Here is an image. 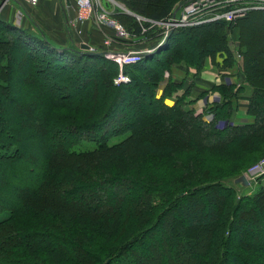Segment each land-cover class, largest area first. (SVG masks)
Here are the masks:
<instances>
[{"label": "trees", "instance_id": "1", "mask_svg": "<svg viewBox=\"0 0 264 264\" xmlns=\"http://www.w3.org/2000/svg\"><path fill=\"white\" fill-rule=\"evenodd\" d=\"M118 1L137 16L166 21L182 0ZM112 15L129 22L123 25L130 41L150 43L143 49L161 44L148 20ZM252 19L256 24L247 23ZM258 22L262 9L234 23L176 28L160 50L123 66L129 82L115 85L119 67L112 59L0 18V264H264V186L233 182L264 155V60L245 44L252 89L243 122L229 123L242 89L232 83L211 88L222 99L207 109L209 121L190 107L206 91L187 100L207 57L223 53L216 45L225 41V62L231 61L225 30L248 24L244 39L250 40ZM202 27H216L220 40L199 48L189 32ZM82 30L71 33L90 44V31ZM172 63L196 73L182 94L175 93L183 81L169 79L157 97ZM143 64L149 66L137 72ZM15 69H25L20 97ZM165 98L176 101L168 106ZM124 132L129 135L108 144ZM83 141L97 146L73 149ZM178 223L198 229L196 240L181 244Z\"/></svg>", "mask_w": 264, "mask_h": 264}, {"label": "rangeland", "instance_id": "2", "mask_svg": "<svg viewBox=\"0 0 264 264\" xmlns=\"http://www.w3.org/2000/svg\"><path fill=\"white\" fill-rule=\"evenodd\" d=\"M15 1V0H13ZM69 3V5H67V2ZM104 1V0H103ZM184 0L180 1L183 2ZM58 4L56 5V7H52L50 10H47L46 8H38V9H33V10H29L27 16L25 17H18V15H16L14 12L10 13V10H8V18H4V20L11 22L12 24L14 23L17 26L26 28L32 32H34L35 34L39 35V32H44L46 33L49 37H51V40L55 41L54 37L52 36V33L56 36V35H63L66 36V39H68L69 36V32L70 28H69V20L72 17L71 15L74 14V2H72V0H57ZM180 2H175L173 7L170 9L171 14H170V18L171 15L173 14V10L174 8H176V6L180 3ZM105 5H110V7L108 6L109 9H111L112 11L115 12H126V13H132L130 12L128 9H126L123 4H121L118 0H111V1H104L103 2ZM177 3V4H176ZM55 4V3H54ZM53 4V5H54ZM58 6V7H57ZM114 9V10H113ZM0 18L3 20V18L0 16ZM145 18V17H144ZM119 20V19H118ZM239 20V19H238ZM122 25L124 23V25L126 24L127 26H129V22L127 23L126 21H122L119 20ZM237 20H235L234 22H236ZM233 22V23H234ZM257 21H255L254 19H252L251 21L247 22V23H254L256 24ZM259 24V22L257 23ZM123 25V26H124ZM91 26H93L91 24ZM125 27V26H124ZM157 29H158V33L162 36H164L163 33V29H161V27L159 25H156ZM248 24L244 23V26L241 27H235V28H230L225 30V34H226V43H228V46L230 44V46L232 47V58L231 61L229 63L225 62V59L227 58V54L225 53V49L223 48L225 46V41H224V45H216V49L220 50L221 55L220 54H216L214 61H212L213 59L211 57H207L206 61L208 64H211L210 66L212 67L211 70L215 71H219V74L223 73V82H226L227 84H234L236 85V88L239 86L242 87L241 91L245 90V88L252 89V87L250 86V84L248 83V81L246 80V74H245V67H244V56H243V51L246 49L245 44H248V46H252L253 50H254V56L258 55L259 58H262V60H264V48L262 49L261 53L258 54V50H260L262 47H264V22L261 24H259L256 28V32L253 35V39L247 40L244 39L245 35H246V31ZM126 28V27H125ZM178 28H184V27H178ZM216 27L212 28V27H202L200 29H194L192 31L189 32V35L191 36V38L193 40H195V44H197L200 47H206V46H210L214 41L217 43L219 39V36L221 35L220 31H216L215 29ZM156 29V30H157ZM128 30V29H127ZM111 33H106L103 34L102 37H104L105 35H108ZM101 37V39H102ZM80 40V38H78ZM100 39V40H101ZM224 39V38H223ZM225 40V39H224ZM248 43H247V41ZM129 41V42H128ZM128 43H125L126 46H128L129 44L134 46L136 50H142L141 48L148 46L150 43H145V42H138V44L133 43V41L128 40ZM160 41V40H159ZM78 43V40L76 41ZM93 46V45H92ZM260 48V49H258ZM114 49V48H111ZM155 50V49H154ZM13 58H15V60H18L19 57L16 53L13 54ZM111 59V58H110ZM215 62H218L219 65H217V68H215ZM230 65V66H227ZM145 66H149V65H145L143 64L141 67H138L137 72H143V68ZM208 65L206 64L205 67H207ZM204 67V68H205ZM203 68V69H204ZM185 69V70H184ZM194 69V68H193ZM188 70L191 74L196 73V69L194 70ZM23 72H25V69L22 70ZM23 72H21L20 70L15 69L14 73L12 74L13 76V84H14V94L16 93L17 97H20L22 95L19 94L18 90H17V85L19 83H21V81L23 80V78L25 77V75L23 74ZM261 75L264 76V66L260 71ZM220 76V75H219ZM221 77V76H220ZM228 78L229 81L228 82ZM115 79V78H114ZM171 81H175L177 83H180L183 81V86L178 87L176 90L175 94H182L183 92H185L188 88V82L191 81V77L187 78V69H186V64L183 63H172V65H170L169 71H165L164 73V79L159 83V87L157 88V97H159V95H161L166 87V83L168 80ZM222 81V79H221ZM114 83V81H113ZM115 84V83H114ZM219 84V83H218ZM39 86L41 85V82H39ZM86 88V87H85ZM84 90V89H83ZM30 92V91H29ZM213 92H218L217 90ZM32 94H34V91L31 92ZM173 94V95H175ZM197 94L193 93L192 91L190 92V94H188L187 100L194 98L196 99ZM175 98V97H174ZM213 98V97H212ZM249 98L248 97L247 103H246V112L245 114L242 116L243 119L242 120H238L235 119V121L233 122V120L231 119L229 121L230 124L232 123H240L243 122L246 117H249L247 114V107L249 104ZM30 96L28 97V95H25L23 97H21V101L23 104H27L28 101H30ZM214 99V98H213ZM216 99H214V102ZM175 99H171V98H165V104L168 106H172L175 103ZM202 97H200L199 99H197L196 101H193L190 104V107L194 110V112L198 115V114H204L203 115V119L204 120H211L213 118V114L209 111H207V109L214 103H211L210 105H207L206 107L202 108V110L200 112H197L196 109H194L191 105L196 104L198 102L201 103L202 105ZM238 103V101H237ZM206 105V104H205ZM204 105V106H205ZM199 109V108H198ZM212 114V116H210V114ZM233 113V112H232ZM142 115H144L143 113H141ZM35 116H37V114H35ZM232 116V115H231ZM18 119H23L21 118L19 115L16 116ZM34 119V118H33ZM31 118V122L30 125L32 124V122L34 123L36 121L33 120ZM144 121V120H143ZM145 125H148L150 123L149 120H145ZM227 122L223 121V124H226ZM219 125H222V122L218 121ZM141 127V126H140ZM192 134V131H187L185 135L187 137H189V135ZM127 135H129V132H124L121 134H117L114 137H112V139H110L108 141V144H113L118 142L119 140L127 137ZM193 135V134H192ZM44 145V144H43ZM97 145L94 142H87V141H83L78 143L73 149L75 150H89L92 148H95ZM264 156V155H263ZM262 157V156H261ZM260 158H257V160L250 162L245 168V172L248 170L249 166L252 165L253 163H255L256 161H258ZM244 172V173H245ZM259 180V178L257 179ZM258 186V181L255 182L254 188ZM203 205V204H202ZM177 228H179L178 232H177V236H179V242L182 243H190L193 242V240H196V234L198 233V229H189L187 230L185 227H183V225H181V223H178L176 225ZM207 233H205L204 231L200 232V235H202V238L206 236ZM251 234H249L248 236H250ZM257 263H260V260L257 261ZM157 264H164L161 261H158Z\"/></svg>", "mask_w": 264, "mask_h": 264}, {"label": "built area", "instance_id": "3", "mask_svg": "<svg viewBox=\"0 0 264 264\" xmlns=\"http://www.w3.org/2000/svg\"><path fill=\"white\" fill-rule=\"evenodd\" d=\"M7 1V0H6ZM24 4L31 7L39 5V0H22ZM111 1V0H104ZM103 0H74V14L71 15L68 24L70 31L82 34L86 23H91L95 28L109 29L111 34L105 35L101 44L110 54L107 56L118 64L119 74L115 77L114 83L129 82V76L122 72L125 65L137 63L142 59L144 52H152L154 48L142 50L129 49L128 51H118L114 45L123 44L129 40V31L122 23L112 15ZM264 10V0H184L177 10L175 16L171 15L166 21H153L144 17L136 16L138 20H148L152 25H159L163 29L164 36L160 39L162 43L165 36L172 29L185 26H196L201 23L214 21L234 22L241 19L251 11ZM18 17L22 14L16 13ZM145 30V28L143 29ZM130 45V44H129ZM92 48V47H91ZM114 48V49H111ZM95 51V48H92ZM245 174L247 181L252 183L264 175V156L249 166Z\"/></svg>", "mask_w": 264, "mask_h": 264}, {"label": "crops", "instance_id": "4", "mask_svg": "<svg viewBox=\"0 0 264 264\" xmlns=\"http://www.w3.org/2000/svg\"><path fill=\"white\" fill-rule=\"evenodd\" d=\"M73 1L74 0H72V2ZM57 4H58L57 0H39L38 6L31 7L28 4H24L22 0H15V1H13V0H7V1L6 0H0V16L3 19L8 18V10L7 9H9L10 13L14 12L16 14V13L20 12L22 14V16H20V17H25V16H27L29 10L38 9L39 7L40 8H46L47 10H50L52 7H56ZM67 5H69L68 2H67ZM74 8L75 7L73 6V9ZM85 25H86V29L90 31V34L87 35L88 42L90 43V45L93 44L95 46H100V43H101L100 39H101L102 35L109 33V30L103 29V28L97 29L94 26H91V23H86ZM69 34H70V32H69ZM71 34H72V37L70 38L69 37L70 35H69L68 38L71 39V41L77 43L76 42L78 40L76 38L77 36L73 35V33H71ZM52 36L54 37L55 41H58L60 44L66 43V40H67L66 36H63V35H56L55 36L53 33H52ZM85 39H86V37H85ZM80 42L81 41L78 40L79 44H80ZM81 43H83V42H81ZM114 48L118 51H128L129 49H135V47L132 45L126 46L123 44L114 45ZM141 49H143V48H141ZM207 65L208 66L205 67L201 71L199 76L194 77V79H193V83H194L193 93L194 94L196 93L198 95V94L202 93V91H206L205 95L202 96V100H204V101H202V105H201V103L198 104V102L196 104L191 105L194 109H196L197 112H200L202 110V108L213 103L214 99H216V100L222 99L220 97V94L218 92H216V93L213 92L211 90V88L218 83L219 84L223 83V79H224L222 76L223 73L219 74L218 70L214 72V70H211V68H212L210 66L211 64H207ZM215 68H217L216 65H215ZM186 69H187V78H190V76L192 74L188 70L189 69L192 70L193 68L189 67ZM221 79H222V81H221ZM228 82H231V81H229V78H228ZM250 95H251V91L248 88H245V90L238 92V95H237L239 97L238 103L235 105V107L232 110L233 113H232L231 119L233 120V122L235 121V119H238V120L243 119L242 116L246 112V110H245L246 109V103H247L246 99L248 97H250ZM210 116H212V114H210ZM256 181H258V185L264 186V175L262 177H260L259 180H256Z\"/></svg>", "mask_w": 264, "mask_h": 264}, {"label": "water", "instance_id": "5", "mask_svg": "<svg viewBox=\"0 0 264 264\" xmlns=\"http://www.w3.org/2000/svg\"><path fill=\"white\" fill-rule=\"evenodd\" d=\"M181 4H182V2H180L177 6H176V8H174V10H173V16H175L176 15V13H177V10L180 8V6H181ZM129 14H132V15H135V16H137L136 14H133V13H129ZM138 17V16H137ZM173 30L171 29L169 32H168V34L165 36V38L163 39V41H162V43L157 47V49L154 51V52H157L158 50H160L168 41V38H169V36L171 35V32H172ZM80 49L81 50H83V51H87V52H89L90 54H92V55H98V56H100V55H104V56H108L109 54H110V52L108 51V50H100V51H94V50H90V44H88V43H80ZM153 51L152 52H148V54L149 53H154ZM233 182H236V183H240L241 185H243V186H245V187H247L248 185H250V182H248L247 181V178H246V176H245V174H241L240 176H238V177H236V178H234V181Z\"/></svg>", "mask_w": 264, "mask_h": 264}, {"label": "bare ground", "instance_id": "6", "mask_svg": "<svg viewBox=\"0 0 264 264\" xmlns=\"http://www.w3.org/2000/svg\"><path fill=\"white\" fill-rule=\"evenodd\" d=\"M91 47L93 48V46L90 45V50H93Z\"/></svg>", "mask_w": 264, "mask_h": 264}]
</instances>
